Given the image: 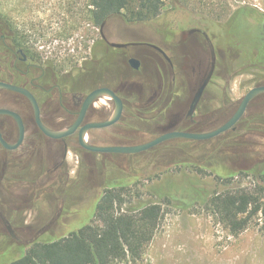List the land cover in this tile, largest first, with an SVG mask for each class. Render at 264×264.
<instances>
[{
  "label": "rangeland",
  "instance_id": "obj_1",
  "mask_svg": "<svg viewBox=\"0 0 264 264\" xmlns=\"http://www.w3.org/2000/svg\"><path fill=\"white\" fill-rule=\"evenodd\" d=\"M1 12L13 27L17 23L30 37L29 47L41 53V60L55 65L62 85L76 93L87 95L112 80L116 82L114 89L121 81L147 85L156 75V65L168 68L162 55L148 46H108L101 28L87 15V0H0ZM237 12L247 25L264 23V0H163L161 15L151 22L128 23L121 15L112 17L103 29L108 43L161 48L175 64V82L172 92L165 89L153 109L135 107L144 104L150 92L141 102L137 95L121 96L125 100L121 121L109 129L92 131L90 142L99 146L140 145L160 136L165 128L206 133L226 123L251 89L264 86V60L258 52L264 42L257 31H249L253 26L245 24L235 30L239 38L236 42L229 24ZM261 15L263 18L256 21ZM193 30L208 36L215 71L192 123L186 117L201 81L199 72H208L212 62L206 46L205 53L191 46L192 41L200 46L204 40L196 34L190 36ZM131 58L141 62L138 70L129 66ZM11 106L15 107L13 103ZM93 109L97 112L89 122H102L114 106L111 100L101 99ZM160 109L162 112H158ZM16 110L26 117L31 114L29 108ZM2 152L0 148V156ZM187 159L211 160L236 175L223 181L215 175L202 176L179 166ZM68 163L69 176L48 187L41 199H1V211L11 223L14 236L0 222V264L21 259L36 240H56L92 222L100 198L115 183L131 187L125 210L141 201L163 202L165 195L171 201L163 205L162 221L143 258L137 263L116 264H264L263 221L254 222L239 237H233L205 202L215 193L264 185L260 181L264 171V94L249 104L234 130L209 141L172 140L137 155H88L75 146ZM42 165L36 160L18 171L26 176L24 180L31 181L39 177ZM197 190L204 199L198 198V203L194 199ZM60 209L62 216L55 225L39 234L56 219Z\"/></svg>",
  "mask_w": 264,
  "mask_h": 264
},
{
  "label": "flooded vegetation",
  "instance_id": "obj_2",
  "mask_svg": "<svg viewBox=\"0 0 264 264\" xmlns=\"http://www.w3.org/2000/svg\"><path fill=\"white\" fill-rule=\"evenodd\" d=\"M19 12L20 14L22 13L21 10H19ZM11 26H12L11 21L8 18H6L4 15L3 17H1L0 15V82L7 83L16 87H20L29 91L35 98L37 105L39 107L40 119L42 124L51 131H61L73 126L77 122L80 116V112L83 108L86 97L96 89L107 88L116 92L120 97L126 95L127 97L131 98L137 95L139 102L143 101L144 96L146 95L147 92H150L151 96L144 104L139 106L135 105V107H138L140 109L145 108L144 110L155 108L159 104L162 97L164 96L165 89L169 88V92L170 93L172 92L173 84L175 82V77H174L175 64L167 54L166 55L169 57L170 61H167L165 57L157 51L160 55H162L163 59L166 61L168 68L165 66L163 67L160 64L156 65V70H157L156 75L151 80L148 81L147 85L142 83L136 84V83H129L128 81H121L120 84L118 85V88L114 89L113 83L116 82L115 80H112L110 84L100 85L87 95L76 93V91L69 90L62 85L61 74L59 73L58 69L55 67V65L52 62L41 60V56H42L41 53L32 50L29 47V44L25 43V41H28L30 37L27 36L25 33H23L21 29H19L17 23H15V26L13 27L14 30L12 29ZM195 34L199 35L200 37H203L204 40L202 41V44L199 43L200 46H198V43H196L197 41H192L191 46H194V48L196 47L197 50L200 49L199 50L200 53H205V49L203 46H206V48H208L209 55L212 59V62L210 64V70H211V67L214 64L213 47L208 39V36L205 33H203L200 30H193L189 32L190 36ZM104 41L109 46L107 39ZM127 45L128 46L124 49H128L131 47H140V46H148L152 48L151 46L152 44L148 45V44L129 43ZM131 59H135V58H131ZM131 59L128 60V64L130 67L131 65L129 61ZM139 63L141 66L140 61ZM209 71L199 72L201 78L199 86L207 77ZM72 99H74V102H72ZM121 99L124 102V110H125V100L122 97ZM98 101H96L93 105L90 106V108L88 109L85 115L83 123L78 128L75 134L60 139H53L46 136L44 132L40 129L36 121L34 108L31 104V101L26 96L12 90L0 91V110H8L17 113L21 117L25 129V136L23 142L17 149L8 150L0 143V148L3 151L0 156V203H1V199L4 197H11L13 200L20 199L23 201L24 200L33 201V200L41 199V197L44 194L43 192H45L46 189H48V187L57 185L59 181L63 182L64 178L69 176V172H68L69 155L74 151L75 146L76 148L78 147L85 153H88V155L103 154V153H95L85 150L83 147L80 146L78 140L79 130L84 125L88 123H96V122H89V120L91 119L92 115L97 112L93 108L96 106V103ZM169 101H170V95L169 97H167V99L164 102L163 105L164 108L168 105ZM11 103H13L15 107H12ZM16 107L24 108L26 110L27 108H29L31 114L29 115V117H26L24 114L22 113L20 114V112L16 110ZM158 112H162V109H160ZM186 118L187 120L193 123L194 116L192 118L191 117H186ZM106 129H99V130H106ZM158 129H160V127ZM168 130H170V128L163 129L162 134L160 136L168 132H172ZM92 131H96V130H92ZM92 131L89 132L87 140L93 146H97V147L138 146V145H131L128 143H100L103 144L104 146H99L98 144L95 145L92 144L89 140V136L91 135L90 133ZM15 133H16V138H14ZM0 134L3 140L9 145H14L18 142L19 126L11 116L4 114L0 115ZM173 140H178V139H173ZM180 140H187V139H180ZM168 141H172V140H168ZM189 141H194V140H189ZM112 155H125V154H112ZM133 155H137V154H133ZM36 160H39L41 164H44L42 165V171L39 177L31 181H27L26 179L24 180L23 178L26 176L22 174L23 172L18 171L19 167L25 169V167L23 166H25L27 163H33ZM43 161H45V163H43ZM61 216H62V210L60 209L56 214V219H54L52 222H50L49 225L44 227L39 234L45 233L48 230H50L55 225L56 220ZM4 220H7V222L10 225V228L7 227V225L4 223ZM0 222L4 225L5 229L10 234L12 232L14 236L13 227L9 222L8 218L6 217V215L1 211V207H0Z\"/></svg>",
  "mask_w": 264,
  "mask_h": 264
},
{
  "label": "trees",
  "instance_id": "obj_3",
  "mask_svg": "<svg viewBox=\"0 0 264 264\" xmlns=\"http://www.w3.org/2000/svg\"><path fill=\"white\" fill-rule=\"evenodd\" d=\"M162 10L163 0H87V15L94 25L100 28L117 15L123 16L128 23L151 22L161 15ZM0 15L3 17L2 12ZM259 18L255 20H261L263 15ZM242 24L248 28L253 26L254 29L249 28V31H257L264 42V23L247 25L238 12L229 24L230 30H234L233 33L230 32L232 37ZM11 27L13 29V26ZM235 38L238 42V36ZM25 43L28 44V41ZM263 49L264 43L263 47L258 48L260 57L264 60ZM215 164L211 160L203 162L187 159L180 162L179 166L202 176L215 175L222 181L235 177L236 174L228 172L222 164ZM260 181L264 184V171L260 174ZM130 189L126 183L111 185L100 198L92 222L56 240H36L29 246L24 257L10 264H116L122 261L137 263L143 258L160 226L164 213L163 205L171 201L169 196L165 195L167 199L163 202L141 201L137 206L125 210ZM198 192L197 190L198 197L194 196L197 203L198 198H202ZM205 202L219 223L233 237H239L259 220L263 221L264 229V185L258 184L253 189L215 193L208 200L205 199Z\"/></svg>",
  "mask_w": 264,
  "mask_h": 264
},
{
  "label": "water",
  "instance_id": "obj_4",
  "mask_svg": "<svg viewBox=\"0 0 264 264\" xmlns=\"http://www.w3.org/2000/svg\"><path fill=\"white\" fill-rule=\"evenodd\" d=\"M104 26L105 25H103L101 27V37L103 40H106V37H105L104 32H103ZM109 46L113 49H124L128 45L127 44H119V43H109ZM151 46L156 51L161 53L167 61H170L169 57L166 55V53L161 48H159L155 45H151ZM129 62H130V65L133 69H135V70L139 69L140 63L138 60L131 59ZM214 71H215V64L212 65L211 70L209 71L207 77L204 79V81L201 83V85L195 91L193 99H192L190 107H189L187 117L192 118L194 116V114L196 113V110H197V108H198V106H199V104L203 98L204 92H205L207 86L209 85L213 75H214ZM1 90H12V91L19 92V93L23 94L24 96H26L31 101V104L34 108L36 121H37L40 129L44 132V134L46 136L53 138V139H60V138H64V137L75 134L76 131L78 130V128L83 123L85 115H86L88 109L90 108V106L93 105L96 101H98L100 99L109 98V100H111L114 104V109H113V112L111 113L110 117L106 121H103V122L88 123V124L84 125L79 130V133H78L79 144L85 150L90 151V152L103 153V154H106V153H109V154H125V155H133V154L145 152L147 150L152 149L155 146H158L159 144H161L163 142H166L168 140H173V139H187V140H194V141H206V140L214 139V138H216V137H218V136H220V135H222V134H224L230 130H234L236 124L244 116L249 104L256 97L264 94V86H258V87L251 89L245 95V97L242 99L240 106H239L238 110L236 111V113L226 123H224L219 128H217L213 131H210V132L191 133V132L172 131V132H168V133L154 139L153 141L146 143V144H143V145L97 147V146L91 145L88 142L87 139H88L89 132L92 130L106 129V128L112 127L115 124H117L123 116L124 102L116 92H114L110 89H107V88H100V89H96V90L92 91L86 97V99L84 101L83 108L80 112V116H79L77 122L73 126L67 128L65 130H61V131H51V130L47 129L42 124L41 119H40L39 107L37 105L35 98L33 97V95L29 91H27L23 88H20V87H16V86H13V85H10L7 83H3V82H0V91ZM1 114L11 116L17 122V124L19 126V139H18V142L14 145L7 144L3 140V138L1 137V134H0V143L5 148H7L8 150H15L22 144L24 136H25V129L23 126V121L17 113H14V112H11L8 110H0V115ZM4 223L7 225V227L10 228V225L7 222V220H4ZM11 235H13L12 232H11Z\"/></svg>",
  "mask_w": 264,
  "mask_h": 264
},
{
  "label": "bare ground",
  "instance_id": "obj_5",
  "mask_svg": "<svg viewBox=\"0 0 264 264\" xmlns=\"http://www.w3.org/2000/svg\"><path fill=\"white\" fill-rule=\"evenodd\" d=\"M106 99H109V98H106Z\"/></svg>",
  "mask_w": 264,
  "mask_h": 264
}]
</instances>
